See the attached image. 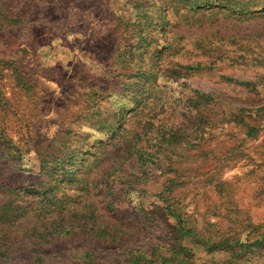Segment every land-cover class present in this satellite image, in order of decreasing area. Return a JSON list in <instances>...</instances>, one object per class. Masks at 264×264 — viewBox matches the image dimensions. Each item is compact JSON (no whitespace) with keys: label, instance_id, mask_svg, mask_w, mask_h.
I'll return each mask as SVG.
<instances>
[{"label":"rangeland","instance_id":"374dc122","mask_svg":"<svg viewBox=\"0 0 264 264\" xmlns=\"http://www.w3.org/2000/svg\"><path fill=\"white\" fill-rule=\"evenodd\" d=\"M5 235L13 264H235L213 249L264 237V0H0Z\"/></svg>","mask_w":264,"mask_h":264},{"label":"trees","instance_id":"16d2710c","mask_svg":"<svg viewBox=\"0 0 264 264\" xmlns=\"http://www.w3.org/2000/svg\"><path fill=\"white\" fill-rule=\"evenodd\" d=\"M31 189H34L31 187ZM7 237L9 235L0 236V251L5 254V259L0 256V264H13V258L9 257V252L15 247L16 243L11 242ZM264 246V237L262 239H255L250 242H240L238 244L229 245V250H225L216 246L213 250H222L230 252L233 256L232 260L235 264H264L262 262L263 250H260ZM163 264L169 262L168 258L160 257Z\"/></svg>","mask_w":264,"mask_h":264}]
</instances>
